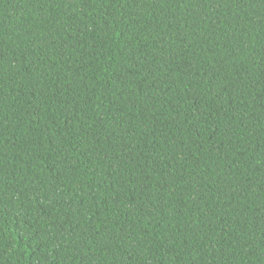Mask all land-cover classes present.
Segmentation results:
<instances>
[{
    "label": "trees",
    "instance_id": "trees-1",
    "mask_svg": "<svg viewBox=\"0 0 264 264\" xmlns=\"http://www.w3.org/2000/svg\"><path fill=\"white\" fill-rule=\"evenodd\" d=\"M0 264H264V0H0Z\"/></svg>",
    "mask_w": 264,
    "mask_h": 264
}]
</instances>
